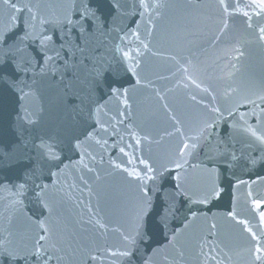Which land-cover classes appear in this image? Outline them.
<instances>
[{"label":"water","instance_id":"95a60500","mask_svg":"<svg viewBox=\"0 0 264 264\" xmlns=\"http://www.w3.org/2000/svg\"><path fill=\"white\" fill-rule=\"evenodd\" d=\"M146 2L157 6L138 8L140 0H0V51L23 43L24 56L39 59V40H21L31 23L32 13L22 7L28 5L47 21L41 27L55 36L50 47L60 53L46 71L37 68L35 75L21 77L25 94L7 102V141L18 156L0 159V241L25 255L12 261L0 249V264H253V242L237 220H247L258 234L264 231L259 223L264 207L252 205L253 198L264 200V159L249 163L264 153V146L233 124L252 111L245 99L264 96L260 0H226L227 12L219 0ZM85 6L95 21L82 18ZM69 13L78 23L58 22ZM4 29L9 30L6 39ZM181 66L188 71H178ZM110 86L119 94H110ZM205 124H214L210 140H190ZM76 135L81 146L74 149ZM41 138L61 159L43 157L35 147ZM221 138L240 159L226 169L227 157L216 158L220 171L210 176L203 168L212 167L205 164L209 148ZM185 142H197V148L185 156L184 169L161 175L174 167L169 162ZM141 160L156 169V179L146 186L157 202L161 196L169 197L162 203L170 202L177 175L193 190L220 180L224 195L208 205L183 208L176 196V209L169 214H141L137 201L147 178ZM49 168L56 174L47 178ZM27 175L33 180L26 194L3 190L7 185L15 191ZM233 177L244 183L237 185ZM33 183L47 188L40 193ZM229 211L236 213L235 220ZM123 234L131 241L125 242ZM40 235L47 237L46 250L38 257L27 255ZM122 247L131 254L110 255Z\"/></svg>","mask_w":264,"mask_h":264},{"label":"snow or ice","instance_id":"6c2138e0","mask_svg":"<svg viewBox=\"0 0 264 264\" xmlns=\"http://www.w3.org/2000/svg\"><path fill=\"white\" fill-rule=\"evenodd\" d=\"M5 4H8V0H4ZM220 7L227 12L228 8L231 5L226 3V0H219ZM69 7H74L75 4H67ZM10 7L16 6L15 4L9 5ZM157 5H152L146 2V0H140V3L137 5L138 8L147 10L148 8L156 7ZM259 8L261 9L260 12L257 13L259 15L261 12H264V0H260ZM22 7H27L29 11L32 13L30 19L31 23H27L25 27L28 31L25 33L21 40H27L29 38L38 39L41 45L39 51V59H36L32 56H24L25 45L23 43H19L16 45L15 48H3L0 51V159H9L15 160L18 156V152L15 151L12 147L9 146V142L7 141V134L9 131V113L7 111V102L9 101L10 96H14L15 100L24 95V87H21L23 84V80L21 77H27L29 73L35 75V70L39 68L41 71H46L49 64H52L54 61L57 60V57L60 56V53L55 51L50 45L55 44V36L49 33H46L41 25L45 24L47 21L45 19L38 18V15L32 12V8L28 5H23ZM113 9L118 8L119 4L112 5ZM82 18L87 20L95 21L94 12L92 9L88 7H82ZM247 16V13L243 14ZM58 22H66L68 24L78 23L70 18V13L65 15L62 18V21ZM99 26V24H98ZM87 29L80 28L79 31L84 33ZM8 29H4V38H7ZM260 39H264V28H260ZM145 48L148 47L147 44L144 45ZM124 56H128L127 52L123 53ZM9 56L12 59H9ZM42 58V60H41ZM65 62H67V59ZM178 71L187 72L188 69L181 66L178 68ZM139 82V81H138ZM26 86V85H25ZM120 89L118 87H111L110 86V94L118 95ZM259 102V103H258ZM245 104L252 105V111L248 113H241L240 120L233 124L234 129H239L245 135H247L252 141L255 143L264 146V96H257L256 99H245ZM237 109L240 105L236 106ZM215 111H219V109H215ZM230 117L232 113L229 114ZM249 117L255 118V123L249 122ZM211 131H214V124H205L204 127L198 132L197 137H190L189 139L192 141H197L198 138H211ZM208 132V137H204V133ZM80 135H83L81 133ZM80 135L74 136L72 139L76 141V143H72V147L78 148L81 146L80 142ZM88 136H92V132L87 133ZM50 139V138H49ZM140 141H137L139 143ZM99 143V141H97ZM35 147L40 151L43 157L46 160H59L61 159L60 156H57L55 152L52 150L53 145L48 143L47 140L44 138L40 139L39 144H35ZM197 148V142H185L184 146L178 149L175 159L170 160V164L174 165L173 168H164L161 172V175L164 173L170 174L172 171H182L185 165L188 163L185 160V156L191 154V150H195ZM121 152H124V149L121 148ZM210 155L207 157L208 165L212 167H205L203 171L206 172L208 175H217L220 171L221 165L216 164L214 161L216 158H224L227 159L222 163L223 168H231L233 167L231 161H237L240 159V153H237L235 147L230 145L225 141V139L221 138L217 140L214 145L209 148ZM258 159H264V153L261 154L260 157L251 159L249 161L250 164L255 165ZM141 163L145 164L147 178L144 183L140 185V197L137 201V207L143 214L145 211L147 212L148 216H151L153 213L157 215H167L169 214V210H175L178 201L175 199L176 196L180 197V207L183 208L185 204H192V205H208L214 199H219L224 195L225 188L223 183L220 180H213L211 183L205 184L199 187L196 190H193L190 186H188L187 181L185 178L177 175L175 180L177 183L173 184L175 188V192L171 194L170 202L165 204L162 201L169 200L168 196H161L160 201L157 202L152 199L150 192L151 190L146 186V184L152 180L156 179L157 172L155 167L150 165L147 161L141 160ZM202 164V163H201ZM120 167V165H117ZM124 171H128L127 169H123ZM43 169L37 172V177L42 176ZM56 173L52 172V169L49 168L47 170V178L55 175ZM129 176H131L134 180L139 181L140 175L137 172H130ZM19 179V178H18ZM236 180L237 185H241L244 182L239 180L236 177H233ZM33 180L32 175H27L23 179H19V182L15 186V191L9 189L7 185L3 187V190L9 193L12 196H22L26 194V189L28 188V182ZM36 190L39 189L40 193H42L46 188L47 185H42L40 183H33L32 185ZM40 193H35L38 197ZM251 197V193H249ZM193 197H196L194 200ZM252 205L254 209L258 210L264 207V200L259 199H252ZM150 209V210H149ZM187 213H191L193 217L197 215L196 212L192 211V207L187 208ZM227 216L232 219H236V213L234 211H229ZM187 219V216H185ZM135 220V218H134ZM237 223L243 226V230L248 233L251 237L254 247L249 249V253L252 257L253 264H264V231L260 232L259 234L253 230L252 227L249 226V222L247 220H237ZM259 223L260 225H264V211L259 213ZM133 228L137 225L133 222ZM213 228L215 225L212 226ZM42 231H47L43 229ZM47 237L45 235H40L32 246L30 252L27 255L38 257L40 256L45 250V243ZM122 239L125 242L131 241V236L127 234L122 235ZM0 249H3L7 252L9 258L12 261H19L24 258L25 253L15 249L10 248L9 243L7 241H0ZM216 249L210 248L209 252H215ZM131 253L128 251L127 248L122 247V250L111 252L110 255L117 258H124L129 256ZM53 259L52 256L48 257V261L50 262ZM211 259L215 260V256H211Z\"/></svg>","mask_w":264,"mask_h":264}]
</instances>
